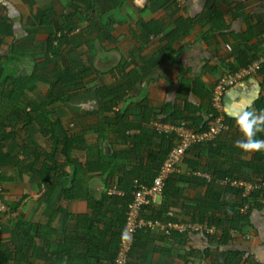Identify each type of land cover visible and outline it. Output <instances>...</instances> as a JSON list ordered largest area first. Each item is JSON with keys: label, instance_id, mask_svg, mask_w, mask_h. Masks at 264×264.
Instances as JSON below:
<instances>
[{"label": "trees", "instance_id": "1", "mask_svg": "<svg viewBox=\"0 0 264 264\" xmlns=\"http://www.w3.org/2000/svg\"><path fill=\"white\" fill-rule=\"evenodd\" d=\"M82 4L84 6L78 11L70 0L66 2L65 6L71 7L74 13L64 11L58 29L49 33L43 43H38L39 57L31 56V66L25 74L23 71L19 74V66L23 65L20 39L15 36L12 25L0 15V200L6 206L4 211H0V264H92L93 260L96 264H115L133 192L141 185H152L168 154L179 141L177 135L160 128L164 125L184 126L194 133H202L209 129L210 122L217 114L210 101L205 110L209 122L201 125L202 117L198 109L185 100L182 107L175 111L163 106L153 113L145 105L141 109L145 117H141V122L131 128L126 122V111L117 106L120 102L119 93L131 90L136 84V77L124 76L123 84L113 89L94 83L99 76L90 51L94 42H84L73 32L85 22H89L91 27L94 20L101 28L106 26L100 15L89 10L87 0H83ZM46 22V15L39 16V27H43ZM131 22L130 25L136 26L145 38L162 34L165 42L156 52L155 60L165 66L176 61L172 59L173 52L170 54L173 51L172 43L186 33L188 26H182L181 20H178L173 31L164 33L156 20L142 22L133 19ZM81 35L89 39L86 33ZM81 46H86L87 52L79 53ZM241 60L243 55L237 61V67L248 65V61ZM258 73L263 74L264 87V67ZM117 76L120 79L121 76ZM42 83L45 86L40 94L42 99L34 103L38 95L33 91ZM80 92L89 96L87 104L77 106V111L68 120L51 117L48 108L69 101ZM177 94H184V88L180 87ZM210 97L211 92L209 100ZM256 109H264V96L256 102ZM88 116L95 120L90 126H86ZM90 129L96 131L97 137L86 140L85 133ZM111 136L126 148L110 155L103 154V142ZM259 138H264V134H260ZM154 139L159 140L158 145L153 144ZM216 139L191 144L181 156L180 164L185 163L192 172L203 171L210 175L207 181L202 179L201 182L206 202L196 203L187 209H191L194 214L192 220L197 216L199 221L206 222L209 227L215 226L220 231L217 237L204 233L209 240L225 245L229 239V229L240 228L241 224L248 221L250 211L264 204V166L255 164L251 167L256 180L245 176L241 168L248 167V164L238 162L234 158L236 152L225 149ZM73 150L80 152L79 157L72 155ZM201 150L207 151L202 165L196 158L189 156L191 152ZM142 153L144 157H141ZM255 154L264 157L263 152ZM129 155L136 158L135 164L134 160L133 165L128 164ZM78 159L86 160L85 164H77ZM180 164L164 179L161 194L143 207V218L168 221L163 220L162 214L183 193V187L178 184ZM8 169L15 170L19 175L32 174L37 178L36 189L22 190L12 204L4 202L1 180L2 173ZM95 171L106 175L110 185L115 184L114 187L107 185L100 198H94L86 186L90 178L88 173ZM129 174V192H113V189L117 192L121 189L122 182ZM231 181H245L258 187L244 195L242 188L230 185ZM219 182L223 187L219 193H215L212 189ZM157 198H160V202L154 207ZM236 199H239V203H236ZM62 200H82L87 204V212L74 218L78 227L73 233L65 230L62 238H55L54 229L45 230L43 226L31 224L18 214L28 201H33L49 208L58 205V211L65 215V209L60 206ZM111 205L115 208L111 209ZM244 208L245 212H242ZM9 215V219L5 218ZM139 234L141 230H136L126 264H130ZM230 255L233 253L229 252ZM229 258L225 260L226 263H229ZM243 264L253 263L245 259Z\"/></svg>", "mask_w": 264, "mask_h": 264}, {"label": "crops", "instance_id": "2", "mask_svg": "<svg viewBox=\"0 0 264 264\" xmlns=\"http://www.w3.org/2000/svg\"><path fill=\"white\" fill-rule=\"evenodd\" d=\"M67 1L69 0H0V15L12 25L15 36L20 39L23 59L30 60L31 56L40 54L38 43H43L49 33L58 29L64 11L74 13L71 7L65 6ZM70 1L78 11L84 6L83 0ZM87 1L90 4L89 10L92 9L93 13L100 15L106 27L101 28L97 20H94L91 24L92 28L89 22H85L77 26L73 33L79 35L84 42L90 40L94 42L90 50L92 63L98 52L102 54V58L99 56L100 60H105L103 69L95 68L99 71V76L94 83L98 82L113 89L123 84L124 76L136 77V84L131 90L119 93L120 102L117 106L126 111V122L131 128L141 122V117H145L141 111L142 106L148 105L153 113L158 112L163 106L173 108L172 110L175 111L182 107L183 100L198 109L197 112L202 117L201 125L208 123L209 116L205 110L209 107L210 92L219 77L225 72L234 73L245 68L244 65L237 67L241 55H243L241 61H248V65L264 55V0H185L181 7H176L173 0ZM41 15H46L47 18L43 27L37 24ZM133 19H140L142 22L156 20L164 33L173 31L178 20H181L182 26L186 28L188 26L186 33L172 43L173 51H170V54L173 52L172 59L176 61L165 66L155 60L156 52L165 42L162 34L143 37L136 26L130 25ZM83 33H86L88 40L83 38L81 35ZM7 41L9 42L10 38ZM226 45L230 46V50L226 49ZM78 52H87V47L81 46ZM20 68L27 67L23 64ZM234 68L235 70H232ZM117 74L121 76L120 79L116 77ZM180 87L184 88V94L178 95ZM44 88L42 83L33 93L36 95ZM262 96H264L263 74L258 72L241 79L228 89L222 98L225 128L215 140L223 144L225 149L236 152L234 158L238 162L248 164V167L243 166L241 170L245 176L254 180H256L255 171L251 167L255 164L264 166V157L255 153L245 154L235 147V141L242 138L236 119L243 110L256 109V102ZM67 105L66 100L51 108L59 110ZM76 111L77 109L71 113V116ZM71 116L61 119L68 120ZM86 121V126L95 122L91 116H88ZM96 137V131L94 132L93 129L85 133L86 140ZM154 140L153 144L158 145L159 140ZM125 148L120 141H116L111 136L104 140L102 150L103 154L110 155ZM75 151L73 150L72 155L79 157L80 152ZM206 155V150L193 151L189 154L201 165L204 164ZM130 156L128 164L133 165V162L135 161V164L137 161ZM144 156L145 154L142 153L141 157ZM76 162L84 165L86 160L78 159ZM122 173L123 170L120 171L121 175ZM88 175L90 178L86 182L87 189L94 198H100L111 182H108L106 175L98 171ZM178 175H180L178 184L183 187V193L176 203L170 204L168 210L162 214L163 220L208 226L206 222L199 221L197 216L192 220L194 214L187 207L206 202L205 189L201 182L202 179L207 181L210 175L203 171L192 172L185 163L180 164ZM127 176L122 182L121 189L118 192L113 189V192L119 194L129 192L130 174ZM36 179L32 174L19 175L13 169L6 170L1 178L4 202L6 203L10 198L12 199L10 202H15L22 190H35ZM20 183L23 185H18ZM222 187L223 184L219 182L212 191L219 193ZM159 202L160 198L154 202V207H157ZM236 203H239V199H236ZM57 206L49 208L42 203L28 201L18 214L31 224L43 226L45 230L54 229L55 238H62L65 230L73 233L78 227L74 218L87 212V204L82 200H62L60 206L65 209V215L58 211ZM112 208L115 206L111 205ZM245 208L242 212H245ZM5 218L9 219L10 215ZM208 228H212L213 231L207 235L214 234L217 237L220 234L215 226ZM139 235L130 264H243L245 259L253 264H264V204L250 211L248 221L241 224L240 228L229 229V239L225 245H219L199 231L192 230L174 232L169 236H165L157 229L141 230ZM229 252L233 255L229 256ZM227 258L230 260L229 263L225 262ZM92 264H96V261L93 260Z\"/></svg>", "mask_w": 264, "mask_h": 264}, {"label": "built area", "instance_id": "3", "mask_svg": "<svg viewBox=\"0 0 264 264\" xmlns=\"http://www.w3.org/2000/svg\"><path fill=\"white\" fill-rule=\"evenodd\" d=\"M176 7L183 6L185 0H173ZM226 49L230 50V46L226 45ZM264 67V55L256 60L250 62L245 68H241L236 72L223 73L211 91V105L217 112L214 119L209 124V129L202 133H194L184 126H162L163 129L169 133H174L179 138L178 144L168 154L167 159L159 170L158 176L154 179L150 187L141 185L139 189L133 192V198L128 205L125 216V226L121 234L119 252L116 257L115 264H126L127 253L133 242L134 233L136 230H159L163 234L169 235L170 232H186L199 231L200 234L212 233L213 229L199 223L192 222H161L159 220H149L142 217L141 213L143 207L153 202V200L161 194L164 179L167 175L177 169L181 162V156L184 151L191 145L198 141H210L218 137L225 128L224 117L222 115V98L224 94L233 85L237 84L241 79L247 78L257 74L260 68ZM231 186H237L243 189L244 195L255 190L258 185H254L245 181H231ZM6 206L0 200V211H4Z\"/></svg>", "mask_w": 264, "mask_h": 264}, {"label": "clouds", "instance_id": "4", "mask_svg": "<svg viewBox=\"0 0 264 264\" xmlns=\"http://www.w3.org/2000/svg\"><path fill=\"white\" fill-rule=\"evenodd\" d=\"M236 125L242 138L235 141V147L248 155L264 152V138H259L264 134V109L243 110L236 119Z\"/></svg>", "mask_w": 264, "mask_h": 264}, {"label": "rangeland", "instance_id": "5", "mask_svg": "<svg viewBox=\"0 0 264 264\" xmlns=\"http://www.w3.org/2000/svg\"><path fill=\"white\" fill-rule=\"evenodd\" d=\"M99 56H101L102 58V54L101 52H98L96 54V58L93 60V64L95 66V68L97 69H103V62H105V60H100ZM23 64L25 67L29 68L31 66V62L32 60H26L23 59ZM21 65V64H20ZM22 66V65H21ZM20 67V66H19ZM26 68V69H27ZM26 69H21L19 74H22L21 72L23 71V73L25 74ZM48 79V78H47ZM40 92H37L36 95H38V97H35V100L33 101L34 103H39L41 101V90H39ZM89 98L88 95L84 94L83 92H80L78 94L77 97L75 98H71L69 101H67L68 105L65 107H62L58 110V108H48L49 111H51V117L52 118H57V117H66V116H71V113L76 109L75 107L79 104V105H84L87 102V99ZM46 110H48L47 108H45ZM18 185H23L22 183L18 184ZM159 198H157L158 200ZM10 200H12L11 198L9 200H7V204H12V202H10ZM14 201V200H13Z\"/></svg>", "mask_w": 264, "mask_h": 264}]
</instances>
